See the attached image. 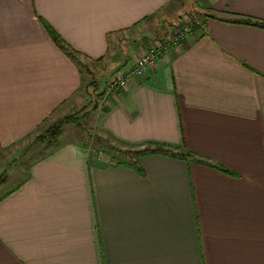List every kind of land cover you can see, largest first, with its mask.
I'll return each instance as SVG.
<instances>
[{
  "label": "crops",
  "instance_id": "1",
  "mask_svg": "<svg viewBox=\"0 0 264 264\" xmlns=\"http://www.w3.org/2000/svg\"><path fill=\"white\" fill-rule=\"evenodd\" d=\"M189 4L202 28L92 114L136 156L60 134L0 197V264H264V27L234 21L264 0H0V150L82 107L86 61L103 92Z\"/></svg>",
  "mask_w": 264,
  "mask_h": 264
},
{
  "label": "rangeland",
  "instance_id": "2",
  "mask_svg": "<svg viewBox=\"0 0 264 264\" xmlns=\"http://www.w3.org/2000/svg\"><path fill=\"white\" fill-rule=\"evenodd\" d=\"M191 4L194 5V2H191ZM193 7L189 4L188 9L183 10L182 14L199 15ZM86 62H88L86 65H82L86 82L85 94L83 96L85 101L82 107L62 117L56 116L58 119H55L56 117H53L51 120L49 119L41 127L40 131L33 134L20 145L0 150V178H5V182L0 186V197L13 190L23 181L27 177L32 163L43 153H46L47 148L52 146L46 142L36 140L37 136L44 133L51 124L59 122L66 117L72 118V121L64 124L61 134L67 137H82L93 147V154L102 159L103 162L109 164L115 162L122 163L130 161L136 156V150H129L121 145L112 146L100 140L99 138L101 137L95 134L92 114L95 110L94 107H100L101 105L102 91L100 90V86L104 84H102L103 80H101L103 76L99 71L102 63L100 64L99 61ZM57 141H55V144Z\"/></svg>",
  "mask_w": 264,
  "mask_h": 264
},
{
  "label": "built area",
  "instance_id": "3",
  "mask_svg": "<svg viewBox=\"0 0 264 264\" xmlns=\"http://www.w3.org/2000/svg\"><path fill=\"white\" fill-rule=\"evenodd\" d=\"M203 26L198 15L184 14L179 23L168 22L165 33L154 40L136 61V65L129 71H118L107 80L101 96V108L108 105L111 94L126 88L133 80L142 77L147 70L153 68L160 57L169 54L174 48L182 45L186 39L198 32Z\"/></svg>",
  "mask_w": 264,
  "mask_h": 264
},
{
  "label": "trees",
  "instance_id": "4",
  "mask_svg": "<svg viewBox=\"0 0 264 264\" xmlns=\"http://www.w3.org/2000/svg\"><path fill=\"white\" fill-rule=\"evenodd\" d=\"M234 21L244 22L247 24L264 27V21L255 20L253 18L236 17L234 19ZM45 26H46V29H47L50 37L52 38V40L61 49H63L73 60L79 61V59H78L79 52H77L71 46H69L49 24L45 23ZM96 61H99V60H96ZM97 107L98 106H95L94 109H96ZM71 121H72V118L66 117L59 122L51 124L49 126V128L44 133H42L40 136H37L36 140H38L40 142H46L49 145H55V141L57 140L58 136L61 134L62 127L64 126L65 123L71 122ZM99 139L102 141H106L108 144H111L110 141H108V140H105L103 138H99ZM155 149L156 150H153L154 152H156V151L162 152L163 150H165V147L162 145H155ZM148 151H146V152H148ZM186 157L193 158L194 155L190 152H186ZM4 182H5V178H0V185L3 184Z\"/></svg>",
  "mask_w": 264,
  "mask_h": 264
}]
</instances>
